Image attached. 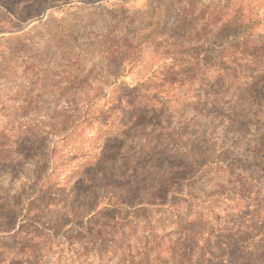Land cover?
<instances>
[{
	"label": "rangeland",
	"instance_id": "rangeland-1",
	"mask_svg": "<svg viewBox=\"0 0 264 264\" xmlns=\"http://www.w3.org/2000/svg\"><path fill=\"white\" fill-rule=\"evenodd\" d=\"M239 228L264 0H0V264H230Z\"/></svg>",
	"mask_w": 264,
	"mask_h": 264
},
{
	"label": "trees",
	"instance_id": "trees-1",
	"mask_svg": "<svg viewBox=\"0 0 264 264\" xmlns=\"http://www.w3.org/2000/svg\"><path fill=\"white\" fill-rule=\"evenodd\" d=\"M249 228V227H248ZM248 228L237 229L234 237L235 253L232 261H227L230 264H264V233L253 236ZM231 260L230 257H227Z\"/></svg>",
	"mask_w": 264,
	"mask_h": 264
}]
</instances>
